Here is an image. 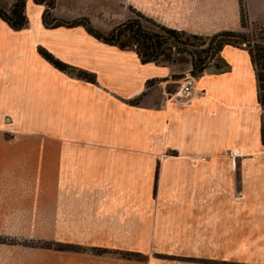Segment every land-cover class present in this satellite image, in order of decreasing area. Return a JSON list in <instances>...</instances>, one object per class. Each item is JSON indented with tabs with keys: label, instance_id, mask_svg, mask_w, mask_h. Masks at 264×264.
Returning <instances> with one entry per match:
<instances>
[{
	"label": "crops",
	"instance_id": "1",
	"mask_svg": "<svg viewBox=\"0 0 264 264\" xmlns=\"http://www.w3.org/2000/svg\"><path fill=\"white\" fill-rule=\"evenodd\" d=\"M14 1L0 4L8 10ZM74 2L56 0L50 17L78 20ZM149 5L139 9L157 18ZM179 6L177 20L170 14L161 23L207 25L187 22ZM245 6L250 22L264 20V0ZM44 12L27 0L19 30L0 18V195H13L16 179L36 180L41 201L53 204L58 241L128 253L121 259L129 263L263 261L264 109L246 48L224 44L217 70L197 75L179 102L183 71L174 64L142 62L81 24L45 25ZM39 48L95 83L54 67ZM13 123L41 137H4Z\"/></svg>",
	"mask_w": 264,
	"mask_h": 264
},
{
	"label": "rangeland",
	"instance_id": "2",
	"mask_svg": "<svg viewBox=\"0 0 264 264\" xmlns=\"http://www.w3.org/2000/svg\"><path fill=\"white\" fill-rule=\"evenodd\" d=\"M75 1L74 9L81 14L78 20L89 23V17H92L95 24L100 26L95 29L104 35L129 19H136L143 28L161 34L163 32L159 28L160 26L171 27L161 23L160 19L174 14L173 17L177 20V17L183 14L179 11V5L185 6L187 10V22L205 19L207 25H201L196 21L193 27L194 31L190 28L188 30L191 31H185L190 35H195V38H182L184 43L181 44V48H184L185 51L170 50L167 46L162 47L166 53H170L171 58L169 61H164L160 57L158 63L174 64L179 72L183 71L181 73L183 77L190 74L195 78L201 73L193 68L194 61L201 62L205 66L204 70L214 65L217 61L215 47L223 39L242 47H246L248 43L252 45L255 42H264V20L261 22L249 21L245 0H192V2H185V5L180 3L181 0H175L174 12L170 7L172 0ZM141 3H144V6L150 4V8L154 10L158 19L141 11L139 4L140 8L144 7ZM0 7L3 8L1 4ZM190 12L191 15H189ZM198 14L202 16H197ZM226 33L230 34L226 35ZM188 52H192L194 55ZM68 68L71 67L68 66ZM73 69L79 70L78 68ZM87 73L89 74V72ZM4 124L8 125L7 120H4ZM13 126L15 127L14 131L6 130L4 137H8L10 132L15 138L41 137L29 125L13 123ZM35 181L16 179L13 195H0V264H134L121 259L131 258V255L107 253L101 247L86 243L58 241L54 226L55 213L47 211L53 204L41 201L42 196L38 194L39 189L35 185ZM249 262L264 264V260H260L257 256L250 259ZM139 264L183 263L164 259L148 260L139 256Z\"/></svg>",
	"mask_w": 264,
	"mask_h": 264
},
{
	"label": "trees",
	"instance_id": "3",
	"mask_svg": "<svg viewBox=\"0 0 264 264\" xmlns=\"http://www.w3.org/2000/svg\"><path fill=\"white\" fill-rule=\"evenodd\" d=\"M27 0H15L8 10L0 7V18L5 21L12 29L19 30L27 25V17L25 14V3ZM34 3L45 5V12L43 15V22L45 25L56 26H74L83 25L86 30L99 40L105 43H109L119 47L120 49H134L142 62H155L158 63L160 57L164 61H169L170 53H166L163 50V46H167L168 49H177L183 51L181 48L183 44V37L195 38V35H190L183 30H177L173 28H167L160 26L159 28L163 33L151 32L142 27L141 23L136 19H129L121 24L115 26L108 34H101L94 29L89 23L83 20L66 21L62 19H55L50 17V11L54 8L56 0H32ZM230 34V33H229ZM226 33V35H229ZM244 41L242 42V44ZM224 44H231L227 39H223L215 47V53H218ZM234 45V44H232ZM239 46V45H238ZM246 50L250 56V60L253 64L256 82H257V99L262 109H264V42H255L252 45L246 44ZM185 51V50H184ZM39 53L54 67L74 75L78 78L84 79L88 82L95 83V76L92 73H87L83 70H74L68 68V66L57 58H54L48 51L43 48H39ZM193 54L192 52H188ZM194 55V54H193ZM193 68L197 72H202L205 66L201 62L192 63ZM73 69V70H71ZM75 71V72H74ZM262 142L264 143V121L261 130ZM107 252L106 249H103ZM121 255H130L128 253H122Z\"/></svg>",
	"mask_w": 264,
	"mask_h": 264
},
{
	"label": "built area",
	"instance_id": "4",
	"mask_svg": "<svg viewBox=\"0 0 264 264\" xmlns=\"http://www.w3.org/2000/svg\"><path fill=\"white\" fill-rule=\"evenodd\" d=\"M195 78L190 74L185 75L182 78L179 88L176 90L175 95L179 102H185L192 95V88L194 85ZM230 155L232 157L236 156L235 151H231Z\"/></svg>",
	"mask_w": 264,
	"mask_h": 264
},
{
	"label": "water",
	"instance_id": "5",
	"mask_svg": "<svg viewBox=\"0 0 264 264\" xmlns=\"http://www.w3.org/2000/svg\"><path fill=\"white\" fill-rule=\"evenodd\" d=\"M216 70H217V67L215 65H211V66L206 68V71H208V72H213V71H216Z\"/></svg>",
	"mask_w": 264,
	"mask_h": 264
}]
</instances>
